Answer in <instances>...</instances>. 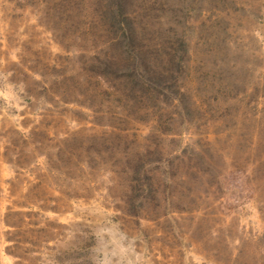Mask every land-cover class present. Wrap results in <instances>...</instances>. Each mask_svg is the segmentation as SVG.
<instances>
[{
	"label": "rangeland",
	"instance_id": "1",
	"mask_svg": "<svg viewBox=\"0 0 264 264\" xmlns=\"http://www.w3.org/2000/svg\"><path fill=\"white\" fill-rule=\"evenodd\" d=\"M54 6L0 0V264H264V0L198 1L230 86L151 130L84 94Z\"/></svg>",
	"mask_w": 264,
	"mask_h": 264
},
{
	"label": "trees",
	"instance_id": "2",
	"mask_svg": "<svg viewBox=\"0 0 264 264\" xmlns=\"http://www.w3.org/2000/svg\"><path fill=\"white\" fill-rule=\"evenodd\" d=\"M198 1L53 0L51 17L76 44L75 59L83 71L78 85H85L84 94L108 97L104 114L120 122L153 119L151 130L160 127L155 124L164 109L171 110L169 122L190 124L206 99L230 86L215 22L204 35L200 27L189 25L190 13L199 11ZM80 92L72 94L78 97ZM142 170L143 165H136L137 177Z\"/></svg>",
	"mask_w": 264,
	"mask_h": 264
}]
</instances>
